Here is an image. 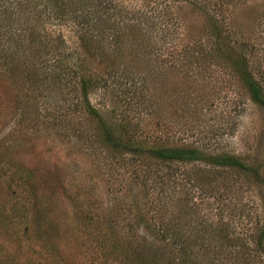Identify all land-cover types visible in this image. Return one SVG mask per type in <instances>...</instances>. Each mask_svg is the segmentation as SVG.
<instances>
[{
    "label": "rangeland",
    "instance_id": "374dc122",
    "mask_svg": "<svg viewBox=\"0 0 264 264\" xmlns=\"http://www.w3.org/2000/svg\"><path fill=\"white\" fill-rule=\"evenodd\" d=\"M83 3L97 24L90 46L82 47L81 26L73 22L48 30L65 40L69 78L76 72L77 79L96 85L88 100L107 124L114 129L126 124L139 139L232 155L264 175V110L218 52L228 47L241 54L264 92V0ZM26 38L28 44L34 40ZM64 87L62 92L31 86L12 73L0 77V209L9 218L6 227L0 225V264L147 261L155 256V244L140 219L177 218L186 235L196 234L198 219L205 224L202 217L217 227L230 219L245 244L253 246L246 235L255 223L264 230L263 182L218 170L205 193L201 189V206L184 217L186 207L174 204L184 196L172 184L137 173L129 157L110 155L96 142L87 141L88 150L83 149L85 134L95 125L75 118L86 115L76 110L72 84ZM29 169L45 176L37 184L20 185L19 175ZM105 221L115 222L116 241L125 248L121 257L109 248L111 236L105 241L112 235ZM211 247V255L201 250V264H264L261 253L242 257L238 248Z\"/></svg>",
    "mask_w": 264,
    "mask_h": 264
},
{
    "label": "trees",
    "instance_id": "16d2710c",
    "mask_svg": "<svg viewBox=\"0 0 264 264\" xmlns=\"http://www.w3.org/2000/svg\"><path fill=\"white\" fill-rule=\"evenodd\" d=\"M83 1L87 0H0V68L2 70L0 77H7L8 73H12L13 76L24 78L31 86L39 87L45 84L59 88L56 83L61 82L59 90L65 88L67 84H72L73 91L76 90L77 93L76 110L81 109L86 115L77 113L75 118L95 125L93 133L85 134L87 138L82 143L85 145L83 149L88 150L87 141L96 142L110 155L122 154L129 157L132 162L130 165L136 164L137 173L142 175L150 173L157 177L159 184H164V180L167 184H172L184 196L174 202L177 207H186L184 217L192 215L195 212L193 208L201 206V189L205 193L208 178L213 177L218 170L231 173L237 178H252L264 183V175H261L258 168L242 163L235 156L211 153L198 146L178 145L161 139L148 137L139 139L126 124H118L114 129L106 123L100 113L90 106L88 100L90 92L96 85L85 77L77 79L76 72L72 74L71 79L69 78L68 67L65 66L69 53H62L66 50L65 40L60 34L48 30L55 26L62 27L69 21L73 22L76 26H81L82 47L90 46L91 33L97 30V24L90 20L93 15H89L88 12L86 14L87 6ZM101 18L98 15L97 19ZM27 35L30 39L34 38L29 44ZM38 36L46 42L38 40ZM218 52L219 56L228 57L225 61L231 64L236 78L248 92L250 100L264 110L263 89L253 78L243 56L239 53L235 55L232 48L230 53L228 47ZM77 65H79L78 60ZM95 82L97 86L100 83ZM201 165L204 166L202 169ZM19 176L21 177L19 184L28 187L30 183L37 184L40 181L39 176L44 177L45 174L38 169H29L27 173ZM12 208L15 209V206L13 205ZM13 216L11 215L10 218ZM159 216L161 217V214ZM140 220L143 230L152 236L155 256L149 257L147 261H137L135 264H201V250L211 255L212 250L208 248H212V243L225 250L226 248L241 249L236 254L242 257L259 255V253L264 255V230L256 223L246 235V238L250 237L254 240L253 246H248L240 238V233L234 228L230 219L217 227L209 219L202 217L205 224H202V227L201 220L198 219V224L193 229L196 230L194 235H186V227L177 218H167L160 223L151 219L150 223L144 219ZM106 222L102 224L112 235H108L105 241L111 236L113 241L109 243V248H112V254L121 257L125 248L122 250L116 241L118 237L114 229L115 222L113 224L110 221L108 225ZM8 223L9 218L4 208H1L0 225L6 227ZM201 232L204 235H201ZM210 232H217L214 238L205 237ZM145 240V238L142 240L144 244ZM202 241H207L208 244L204 245ZM238 242L241 244L238 245ZM126 243L129 246V242ZM162 249L169 250L168 255L160 254Z\"/></svg>",
    "mask_w": 264,
    "mask_h": 264
}]
</instances>
